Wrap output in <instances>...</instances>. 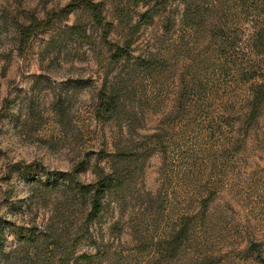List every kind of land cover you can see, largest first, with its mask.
I'll list each match as a JSON object with an SVG mask.
<instances>
[{
    "label": "rangeland",
    "instance_id": "obj_1",
    "mask_svg": "<svg viewBox=\"0 0 264 264\" xmlns=\"http://www.w3.org/2000/svg\"><path fill=\"white\" fill-rule=\"evenodd\" d=\"M260 26V0H0V264H264Z\"/></svg>",
    "mask_w": 264,
    "mask_h": 264
},
{
    "label": "trees",
    "instance_id": "obj_2",
    "mask_svg": "<svg viewBox=\"0 0 264 264\" xmlns=\"http://www.w3.org/2000/svg\"><path fill=\"white\" fill-rule=\"evenodd\" d=\"M264 4V0H260ZM98 7L102 6L101 3L97 4ZM68 10L65 11L68 12ZM50 26L49 21H44V20H38L36 17H31L29 19V23L26 26H20L19 27V32L21 37L27 41L32 35L36 34L40 30H44ZM262 32H264V27L260 26L259 28H256L254 35H253V43H256L258 41H261L262 39ZM128 48L126 46L125 48H116L115 51L112 54V58L115 60L120 59L121 57H124L127 55V50ZM260 81L258 80L254 85H252L255 89L253 90V95H252V108L253 110H256V107L259 106L263 101H264V75L260 74ZM104 95L102 92L99 93V103L102 107H104L105 110H110L112 108V100H108L106 102L103 101V96ZM111 181L108 180H103L99 186L94 190L91 196V201H90V212L89 215L91 217H95L101 208L100 204V198L101 195H103L104 191L110 187Z\"/></svg>",
    "mask_w": 264,
    "mask_h": 264
}]
</instances>
